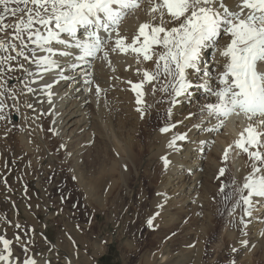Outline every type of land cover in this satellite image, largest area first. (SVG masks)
Returning <instances> with one entry per match:
<instances>
[{"label":"rangeland","instance_id":"obj_1","mask_svg":"<svg viewBox=\"0 0 264 264\" xmlns=\"http://www.w3.org/2000/svg\"><path fill=\"white\" fill-rule=\"evenodd\" d=\"M212 56L206 55L207 60ZM21 72L9 76L10 88L20 97L7 100L9 120L0 126V237L10 241L12 256L48 264H229L233 258L237 264H264L259 244H239L243 209L233 212V205L242 184L229 157L220 161L224 175L219 169L196 211L192 208L185 215V209L156 205L162 178L147 148L168 115L163 93L155 92L161 100L155 109L147 107L144 124L137 129L135 142L141 152L136 148L128 172L99 153L91 169L87 151L72 157L50 136L42 104L25 97L26 77ZM203 99L206 96L197 103ZM105 164L108 170L101 176L98 168ZM101 177L107 193L103 205L100 199H88L90 183ZM157 212L161 216L149 227L147 220ZM1 241L0 251L5 252ZM233 247L238 251L233 253Z\"/></svg>","mask_w":264,"mask_h":264},{"label":"snow or ice","instance_id":"obj_2","mask_svg":"<svg viewBox=\"0 0 264 264\" xmlns=\"http://www.w3.org/2000/svg\"><path fill=\"white\" fill-rule=\"evenodd\" d=\"M137 10L143 11L144 20L131 38L122 35L123 21ZM8 16L18 17L17 23H4ZM10 27V38L0 39V121L9 120L7 100L17 99L8 84L11 73L23 70L30 77L43 79L45 73L55 72L58 78L54 83H59L71 78L66 73L97 58L111 65L109 55L113 52L134 55L137 65H151L137 67L142 76L139 82L129 81L137 94L141 118L147 111L142 91L146 83L153 86V94L163 93L171 106L181 103L182 97H191L192 90L202 89L214 96V102L200 108L201 116L217 122L212 131L223 129L232 115L243 114L249 123L225 150L224 159L235 147L253 161L233 205V212L243 209L239 244L249 246L246 237L251 221L245 217H253L257 206L264 205V0H234L232 5L227 0H0V32ZM209 48L218 54L214 66L201 63L202 53ZM21 58L34 64L35 70L25 68ZM89 75L85 70V76ZM86 83L93 81L87 79ZM24 87L33 94L36 91L28 84ZM43 87L51 103L53 83ZM95 91L99 95L103 90L96 84ZM175 127L167 124L160 131L168 133ZM186 139L187 133L174 135L168 147L175 149L177 141ZM162 160L165 167L172 163L167 156ZM224 172L221 168L220 176ZM159 214L147 220L149 227ZM0 240L5 248L0 261L11 264L10 241ZM231 250L235 253L238 248ZM229 264L237 262L233 258Z\"/></svg>","mask_w":264,"mask_h":264},{"label":"bare ground","instance_id":"obj_3","mask_svg":"<svg viewBox=\"0 0 264 264\" xmlns=\"http://www.w3.org/2000/svg\"><path fill=\"white\" fill-rule=\"evenodd\" d=\"M227 3L232 5L234 0H227ZM144 18L142 10H137L134 14L129 15L121 25V34L131 38ZM17 21L18 17H11L6 18L4 23L13 25ZM12 31L13 29L10 27L7 31L0 32V39H9ZM210 52L214 57L207 60L206 55ZM217 58L218 54L214 49H205L202 53L201 63L204 66H214ZM109 59L111 65L107 61L97 58L90 65L85 64L83 68H79L78 74L76 71L66 73L71 78L60 80L59 83H54V79L58 78L55 72L45 73L43 79H37L35 76H28L23 71L21 74L26 77L25 84L36 90L33 94L24 87V94H26L24 96L28 99L32 96L33 99L40 101L43 117L49 120L47 130L50 131V136L60 142L61 149L66 150L75 158L81 157L87 151L91 169L96 163V153H99L104 160L112 159L121 172H128V163L133 164L137 158L136 148L138 154L141 152V149H138V143L135 142V137L140 134L137 130L141 126L140 123L142 126L144 124V117L141 118L140 112L137 111V108L140 107L136 104L137 94L133 91L129 81L133 84L139 82L142 76L137 74V67L144 68L151 67V65H137L134 55H125L120 52L110 53ZM24 66L29 71L35 70V65L27 61H24ZM85 70L90 73L87 77ZM20 71L22 70L17 71V74ZM87 79H91L93 83H86ZM33 80H36V83H32ZM46 83H53L51 103H49L47 91L43 87ZM96 84H99L103 90L99 95L95 91ZM152 87L147 83L143 86V100L146 102L143 107L147 108L150 105L151 107L148 108L155 109L160 96L152 93ZM204 96L206 99L197 103L199 98ZM215 99L214 96L205 93L202 89L192 90V96L187 99L182 97L181 103L174 106L169 103L167 106L165 105L167 109L172 107L171 115H167L163 125L154 132L155 141L151 140V147L147 148L148 151L151 149L150 156L157 161L156 171H159L160 168L159 172H161L162 178L156 205L169 204V208L175 207L181 211L185 209V215L189 214L192 208L196 211L199 208L198 205L201 204L202 195L213 188L212 181L214 182L218 175L217 172L222 166L220 161L224 159L225 150L229 145L234 144V141L239 138V133L247 127L249 121L243 114L232 115L228 118L223 129L212 131L217 122L209 121L207 117L201 116L200 108L204 104L214 102ZM164 111L166 112V109ZM39 114L41 113L39 112ZM167 124H175L176 127L168 133L161 132L160 129ZM195 124H201L202 127H193ZM184 133H187L188 139L177 141L175 149L168 147V142L174 135ZM24 138L22 137V139ZM164 156H167L172 162L168 167H165L162 160ZM228 157L242 184L244 177L251 171L253 161L243 151L235 147L229 151ZM98 169L101 176L108 170L106 164L105 167L101 165ZM103 180L101 177L93 184L90 183L89 201L100 199V204L103 205L105 197H107V193L103 192ZM218 181L220 182V180ZM203 203L205 204V200ZM189 205L191 206L189 207ZM245 219L251 221L247 229V239L251 244H259L258 249L261 248L264 251V235H262L264 233V205L257 208L253 217ZM3 249L5 251L4 247ZM0 253L3 252L0 251ZM27 260H19L16 256H12L11 264H24ZM35 261L36 264H48L41 260ZM0 264H6V262L0 261Z\"/></svg>","mask_w":264,"mask_h":264},{"label":"crops","instance_id":"obj_4","mask_svg":"<svg viewBox=\"0 0 264 264\" xmlns=\"http://www.w3.org/2000/svg\"><path fill=\"white\" fill-rule=\"evenodd\" d=\"M65 235H67V234H65ZM60 236H61V235H60ZM60 236H59V237H60ZM68 237H69V236H68Z\"/></svg>","mask_w":264,"mask_h":264}]
</instances>
